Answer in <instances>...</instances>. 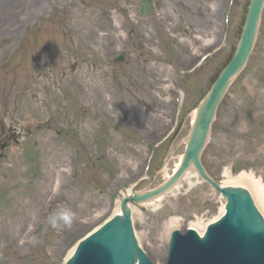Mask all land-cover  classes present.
<instances>
[{
  "label": "rangeland",
  "instance_id": "obj_1",
  "mask_svg": "<svg viewBox=\"0 0 264 264\" xmlns=\"http://www.w3.org/2000/svg\"><path fill=\"white\" fill-rule=\"evenodd\" d=\"M140 2L0 0V137L15 131L19 140L0 168V264H65L128 192L160 186L180 162L250 0H235L226 44L230 0H153L145 17ZM202 160L222 185L232 181L225 171L254 173L264 185V14ZM181 185L162 202L135 207L139 243L159 264L173 229L205 230L224 206L198 176ZM61 206L76 218L53 229L48 217ZM170 218L180 222L167 229Z\"/></svg>",
  "mask_w": 264,
  "mask_h": 264
},
{
  "label": "water",
  "instance_id": "obj_2",
  "mask_svg": "<svg viewBox=\"0 0 264 264\" xmlns=\"http://www.w3.org/2000/svg\"><path fill=\"white\" fill-rule=\"evenodd\" d=\"M151 1L141 3L142 15L150 13ZM249 4L242 36L232 60L212 89L210 87L209 94H203V98L206 97L199 106L179 169L156 189L137 190L135 192L140 193L125 196L121 211L91 232L93 234L87 235L89 237L79 243L67 264H157L155 258H151L153 262L139 245L131 204L145 203L165 193L190 167H194L199 177L223 195L226 213L211 223L203 236L192 228L184 233L180 230L185 229H173L165 264H264V217L252 194L244 187L219 185L201 162L218 106L233 80L247 65L257 40L264 0H251Z\"/></svg>",
  "mask_w": 264,
  "mask_h": 264
},
{
  "label": "bare ground",
  "instance_id": "obj_3",
  "mask_svg": "<svg viewBox=\"0 0 264 264\" xmlns=\"http://www.w3.org/2000/svg\"><path fill=\"white\" fill-rule=\"evenodd\" d=\"M196 112H197V110H195V112H194V121L196 119ZM187 141H188V139H187ZM182 159H183V157H181L180 162L177 164V166L175 167L173 172L177 171V169L180 166V163H181ZM171 176H172V174L168 175L167 176V180L170 179ZM194 176L195 177L198 176L196 169L194 167L188 168L184 172L182 177L178 180V182L175 183L170 189H168V191H166L165 193L157 196L156 198H154V199H152V200H150L148 202L143 203L142 206L155 204L157 202H162V200L165 198V196H167L168 194H171L173 192L176 193L177 191L180 190V188L182 186L181 183H182V181L184 179H187V180L191 181V178L194 177ZM224 176L229 177L230 180H232V181H230V183H231L230 185H240V186L248 187L250 189V191L252 192V194L254 195L256 203L258 204V206L260 207V209L264 213V185L261 183V180L259 178L255 177L250 172H241L238 175L232 176L230 173L225 171L224 172ZM225 185H228V184H225ZM129 194H131V193L128 192L127 195H129ZM135 207H138V206H135ZM135 207H133V215L136 213ZM119 212H120V203L117 206V209H116L115 213H119ZM223 213H224V206L222 207L220 215H222ZM215 219H218V217L215 218ZM215 219L213 221H215ZM179 222H180V219L170 218L166 222L167 229L176 226ZM191 227L196 229L198 232H200V234H203V232H204V229H199V228H196L194 226H191ZM72 253H73V250L70 253V256L72 255Z\"/></svg>",
  "mask_w": 264,
  "mask_h": 264
},
{
  "label": "clouds",
  "instance_id": "obj_4",
  "mask_svg": "<svg viewBox=\"0 0 264 264\" xmlns=\"http://www.w3.org/2000/svg\"><path fill=\"white\" fill-rule=\"evenodd\" d=\"M76 218V213L69 208L60 207L58 212L48 217V222L53 229H59L62 226L70 227Z\"/></svg>",
  "mask_w": 264,
  "mask_h": 264
},
{
  "label": "flooded vegetation",
  "instance_id": "obj_5",
  "mask_svg": "<svg viewBox=\"0 0 264 264\" xmlns=\"http://www.w3.org/2000/svg\"><path fill=\"white\" fill-rule=\"evenodd\" d=\"M12 133L13 135H7L6 131H3V137H0V168L3 166V161L9 157L7 151L11 147V144L19 142L16 132L12 131Z\"/></svg>",
  "mask_w": 264,
  "mask_h": 264
}]
</instances>
